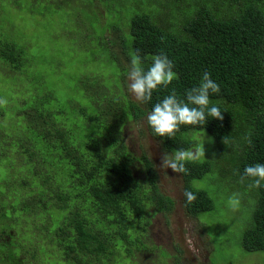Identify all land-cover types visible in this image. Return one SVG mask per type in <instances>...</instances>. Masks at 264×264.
Masks as SVG:
<instances>
[{"label": "trees", "instance_id": "16d2710c", "mask_svg": "<svg viewBox=\"0 0 264 264\" xmlns=\"http://www.w3.org/2000/svg\"><path fill=\"white\" fill-rule=\"evenodd\" d=\"M208 1L210 7L199 5L187 18L181 38L146 15L131 17V50L139 49L145 70L163 52L178 77L142 108L121 95V85L117 95L97 99L95 84H81L85 106L71 100L69 109L62 108L46 79L34 77L27 47L0 31L1 80L14 84L7 106L0 107V264H140L136 254L151 251L145 240L152 218L170 213L174 201L160 191L151 161L130 152L121 128L147 116L173 90L185 99L205 71L220 87L210 95V107H219L224 119L181 125L173 139L156 136L147 124L149 134L170 153L194 150L202 134L213 141L209 154L235 148L239 177L246 166L264 164V0ZM5 3L18 6L17 0H0V10ZM224 138L234 143L225 145ZM186 167L189 174H180L183 193L197 198L185 206L183 195V207L198 218L213 204L192 182L210 172L211 163ZM252 190L255 203L241 247L264 254V186ZM157 256L168 257L159 249Z\"/></svg>", "mask_w": 264, "mask_h": 264}, {"label": "rangeland", "instance_id": "374dc122", "mask_svg": "<svg viewBox=\"0 0 264 264\" xmlns=\"http://www.w3.org/2000/svg\"><path fill=\"white\" fill-rule=\"evenodd\" d=\"M91 2L17 0L16 8L5 3L0 10L1 33L18 46L27 47V55L36 65L34 77L46 79V88L61 100L62 108L69 109L71 100L87 104L80 91L84 84H95L93 94L101 101L108 95H117L121 85V95L142 108L129 90L131 58L123 46L133 54L129 35L131 17L146 15L158 25L165 24L162 27L181 38L183 25L194 9L202 4L210 7L211 3L208 0H184L183 4L174 0H95L92 5ZM2 77L0 97L5 99L14 84L11 78L2 81ZM12 105L18 108L16 100ZM147 128L145 116L129 121L121 128V134L132 154H144L151 161L160 191L174 201V206L170 213H156L152 218L145 240L151 251L136 254V261L140 264H160V260L164 264H263L262 252L249 253L241 247L242 234L251 223L255 188L248 187L251 180L240 183L235 148L216 152L213 149L209 154L206 150L209 142L213 144L212 139L204 134L196 136V147L203 142L205 158L201 161L209 160L211 169L201 180L193 181L192 186L206 192L213 209L195 218L183 207L180 174L160 167L162 155L173 153L165 151ZM234 193L239 194L240 200L236 211L228 203ZM20 238L22 241L26 235ZM158 249L168 257H158ZM2 251L0 245V254Z\"/></svg>", "mask_w": 264, "mask_h": 264}, {"label": "clouds", "instance_id": "9594fccd", "mask_svg": "<svg viewBox=\"0 0 264 264\" xmlns=\"http://www.w3.org/2000/svg\"><path fill=\"white\" fill-rule=\"evenodd\" d=\"M174 64L166 54L161 52L152 57L151 66L145 70L142 65V59L139 55V49L131 55V67L128 72L130 81L129 90L140 103H147L152 99L154 91L160 88H167L168 85L177 79V73L173 71ZM220 87L210 78V74L205 71L201 83L198 87H193L186 92L185 99H179L175 90L166 96L161 102L156 103L152 111L147 115V124L153 130L154 134L160 138L173 139L181 125L203 126L206 123V117H212L219 121L224 119L219 107L211 106L210 95L219 94ZM8 100L0 98V107H5ZM244 140L249 145L252 144L250 135H246ZM225 145H231L234 142L227 138L223 139ZM205 158L203 142L193 149H178L173 154L164 153L162 155V168H170L177 174H189L186 163L201 161ZM238 174V173H236ZM245 179L251 180L249 188H260L264 182V164L256 163L244 168L243 175L240 176V183ZM185 206L191 205L196 200V195L185 190L183 193ZM233 211L238 210L240 205L239 194L234 193L228 201Z\"/></svg>", "mask_w": 264, "mask_h": 264}]
</instances>
